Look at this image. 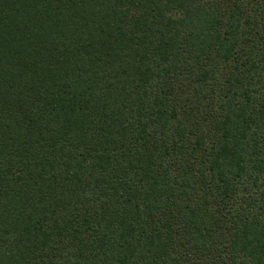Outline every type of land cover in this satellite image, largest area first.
I'll list each match as a JSON object with an SVG mask.
<instances>
[{"label":"trees","instance_id":"trees-1","mask_svg":"<svg viewBox=\"0 0 264 264\" xmlns=\"http://www.w3.org/2000/svg\"><path fill=\"white\" fill-rule=\"evenodd\" d=\"M0 264H264V0H0Z\"/></svg>","mask_w":264,"mask_h":264}]
</instances>
